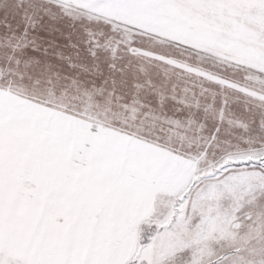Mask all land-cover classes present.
Segmentation results:
<instances>
[{
    "label": "snow or ice",
    "instance_id": "6c2138e0",
    "mask_svg": "<svg viewBox=\"0 0 264 264\" xmlns=\"http://www.w3.org/2000/svg\"><path fill=\"white\" fill-rule=\"evenodd\" d=\"M0 264H264V0H0Z\"/></svg>",
    "mask_w": 264,
    "mask_h": 264
}]
</instances>
